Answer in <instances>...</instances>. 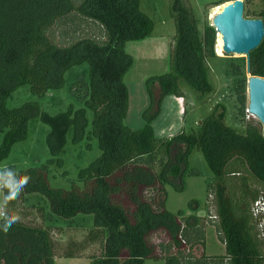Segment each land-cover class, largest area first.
Listing matches in <instances>:
<instances>
[{
	"label": "trees",
	"instance_id": "trees-1",
	"mask_svg": "<svg viewBox=\"0 0 264 264\" xmlns=\"http://www.w3.org/2000/svg\"><path fill=\"white\" fill-rule=\"evenodd\" d=\"M226 1L230 0L213 4ZM262 2L257 18L264 20ZM170 10L176 26L170 70L146 79L150 102L143 112L145 124L132 129L125 122L129 109L125 75L134 58L126 44L151 37L155 28L154 19L141 9V0H0V132L4 134L0 162L26 138L32 116L50 128L46 135L50 157L45 162L19 169L11 165L1 172L29 177L17 198L28 200L34 192L44 195L49 212L36 206L46 220L58 215L67 225H75L79 214L94 216L86 240L99 242L101 253L91 256L90 264H144L146 259H163L165 264H264V237L256 210V202L264 201V134L262 125L245 119L247 58L242 57L244 67L231 62L229 68L237 77L234 95L246 123L243 132L226 122L222 103L192 131L162 137L152 126L166 95L184 96L182 80L202 94L214 91L210 59L218 57L219 33L211 22L200 26L190 0H170ZM91 22L97 33L81 28ZM83 63L89 64L88 73L71 85L79 107L71 102L52 114L37 101L7 105L18 86L27 84L34 94L44 95L63 86L66 72ZM250 72L264 77V38L250 53ZM72 127L76 141L85 135L97 138L101 154L80 168L70 189L54 188L50 169L63 164ZM194 148L203 153L214 176L207 188V221L214 218L224 254H196L197 246L206 247L204 218L166 207L167 183L176 179L181 190L184 176L198 173L189 167ZM2 191V206L12 204L16 198L5 201L8 190ZM194 202L198 203L191 201L190 209ZM50 227L19 220L6 232L0 227V264H55ZM64 257L78 256L69 250Z\"/></svg>",
	"mask_w": 264,
	"mask_h": 264
},
{
	"label": "rangeland",
	"instance_id": "rangeland-1",
	"mask_svg": "<svg viewBox=\"0 0 264 264\" xmlns=\"http://www.w3.org/2000/svg\"><path fill=\"white\" fill-rule=\"evenodd\" d=\"M245 3V16L257 17L263 7L262 0H238L237 3ZM200 26L203 27L208 21L213 23L214 16L224 9L229 2L214 5L215 0H190ZM141 9L155 21V28L151 40L155 39L156 44L151 40L130 41L126 44V51L130 53L134 62L125 75V82L129 92V109L125 122L132 129H139L145 124L144 110L148 107L150 97L145 81L153 75H161L170 70V50L176 26L170 10V0H141ZM82 29L97 33L94 23H83ZM81 29V30H82ZM218 57L210 59V80L214 85L212 93L202 94L191 88L185 81H181V88L184 96L172 94L166 95L161 103L159 114L152 120L155 134L162 137H173L178 131L184 129L192 131L197 129L199 122L211 114L213 107L222 103L226 106V122L243 132L245 121L238 113L237 102L234 95V86L237 77L230 71V63L235 62L245 66L247 58L241 54H227L223 51V41L219 35ZM154 41V42H155ZM157 46V48H156ZM88 63L76 65L65 74L63 86L52 89L44 95L34 94L29 85L18 86L10 97L7 105L9 107L21 106L26 102L37 101L40 107L54 114L65 110L71 102L77 107L80 102L71 92V85L77 81L78 76L87 74ZM249 76V75H248ZM249 103V101H248ZM245 119H253L262 125L260 120L248 111ZM90 125L92 112H88ZM49 126L32 116L27 125L26 138L18 141L12 148L10 155L0 162V172L7 166H15L17 169L38 165L50 157L46 143V135ZM3 132H0V144L3 139ZM76 128L72 127L68 133L66 150L62 155L64 162L60 166H52L50 169V185L54 188L70 189L72 183L77 179L80 168L87 166L91 161L101 154L98 139H89L86 135L76 141ZM185 150V146H182ZM189 167L194 168L197 174H186L183 178V189H178L175 183L169 181L166 185V207L177 212L186 210V214H197L204 218L206 247L197 246L196 254L203 252L212 254H224L225 244L219 237L214 218L207 221L209 212L207 209L208 184L213 180V173L205 160L203 153L194 148L189 154ZM193 203L192 210L190 202ZM263 206L257 205L259 215L258 221L264 237V201ZM196 203V204H195ZM3 204V191L0 190V220L4 215L19 216V221L30 225H51V236L54 241L55 264H90L91 256L101 253L99 242L89 243L86 240L89 229L94 226V216L91 214H79L75 217V225H67L66 220L61 216H54L52 221L46 220L36 205L43 206L49 212V200L39 192L30 193L28 200L16 198L8 206ZM195 210V211H194ZM69 250H73L78 257H64ZM144 264H165V260L146 259Z\"/></svg>",
	"mask_w": 264,
	"mask_h": 264
},
{
	"label": "water",
	"instance_id": "water-1",
	"mask_svg": "<svg viewBox=\"0 0 264 264\" xmlns=\"http://www.w3.org/2000/svg\"><path fill=\"white\" fill-rule=\"evenodd\" d=\"M237 1L230 0L224 9L214 16L212 25L221 35L225 53L247 57V111L260 120L264 134V77L251 75L250 72V53L264 38V20L246 17L245 3Z\"/></svg>",
	"mask_w": 264,
	"mask_h": 264
},
{
	"label": "clouds",
	"instance_id": "clouds-1",
	"mask_svg": "<svg viewBox=\"0 0 264 264\" xmlns=\"http://www.w3.org/2000/svg\"><path fill=\"white\" fill-rule=\"evenodd\" d=\"M29 177L24 176L17 178L16 174L12 171L7 173L0 172V190L7 189V195L5 201H9L18 197L24 186L28 183ZM0 215H3L0 213ZM19 220V216H4V223L2 226L6 232L8 229Z\"/></svg>",
	"mask_w": 264,
	"mask_h": 264
},
{
	"label": "crops",
	"instance_id": "crops-1",
	"mask_svg": "<svg viewBox=\"0 0 264 264\" xmlns=\"http://www.w3.org/2000/svg\"><path fill=\"white\" fill-rule=\"evenodd\" d=\"M151 38H152V36L151 37H149V38H147V39H144V41L143 40H140V41H143V42H147V40L149 41V40H151ZM153 43H157L156 41H155V39H153V40H151ZM155 41V42H154ZM156 48H157V46H156Z\"/></svg>",
	"mask_w": 264,
	"mask_h": 264
},
{
	"label": "built area",
	"instance_id": "built-area-1",
	"mask_svg": "<svg viewBox=\"0 0 264 264\" xmlns=\"http://www.w3.org/2000/svg\"><path fill=\"white\" fill-rule=\"evenodd\" d=\"M263 202H261V201H258L257 202V205H260L261 207L263 206V204H262ZM256 210H258V207H257V209Z\"/></svg>",
	"mask_w": 264,
	"mask_h": 264
}]
</instances>
